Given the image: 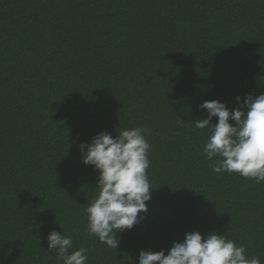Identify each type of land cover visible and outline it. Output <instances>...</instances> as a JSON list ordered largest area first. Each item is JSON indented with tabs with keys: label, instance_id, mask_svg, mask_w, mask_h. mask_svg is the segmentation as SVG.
<instances>
[{
	"label": "trees",
	"instance_id": "obj_1",
	"mask_svg": "<svg viewBox=\"0 0 264 264\" xmlns=\"http://www.w3.org/2000/svg\"><path fill=\"white\" fill-rule=\"evenodd\" d=\"M261 94L264 0H0V264H62L52 231L87 264H139L193 231L264 264V182L214 172L192 122ZM136 127L154 192L114 250L88 234L99 173L79 144Z\"/></svg>",
	"mask_w": 264,
	"mask_h": 264
},
{
	"label": "clouds",
	"instance_id": "obj_2",
	"mask_svg": "<svg viewBox=\"0 0 264 264\" xmlns=\"http://www.w3.org/2000/svg\"><path fill=\"white\" fill-rule=\"evenodd\" d=\"M236 109L230 111L219 101H204L200 109L206 119L193 120L196 129L210 131L203 154L216 173H236L252 179L257 185L264 182V94L237 97ZM218 123H211L213 118ZM235 122V126L230 123ZM86 149V151H85ZM145 130L136 127L121 131L115 138L101 132L90 143L79 144L82 163L99 173L98 195L86 207L88 234L110 249L119 247V233L131 230L148 211L152 200L148 169L151 161ZM48 249L56 250L62 264H87V249L70 252L73 239L62 232L52 231ZM139 264H261L258 257L248 258L246 249L215 232L202 237L199 232L185 234L183 242H175L164 251L142 250Z\"/></svg>",
	"mask_w": 264,
	"mask_h": 264
}]
</instances>
